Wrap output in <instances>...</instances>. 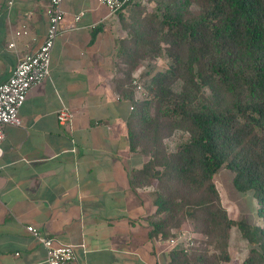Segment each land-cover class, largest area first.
Returning a JSON list of instances; mask_svg holds the SVG:
<instances>
[{
  "label": "trees",
  "instance_id": "trees-1",
  "mask_svg": "<svg viewBox=\"0 0 264 264\" xmlns=\"http://www.w3.org/2000/svg\"><path fill=\"white\" fill-rule=\"evenodd\" d=\"M115 13L128 147L146 158L129 185L153 188L150 237L169 240L183 215L205 239L189 236L167 264H227L233 228L248 245L240 264H264V0H126ZM221 169L236 192L251 193L255 224L221 205Z\"/></svg>",
  "mask_w": 264,
  "mask_h": 264
},
{
  "label": "crops",
  "instance_id": "crops-1",
  "mask_svg": "<svg viewBox=\"0 0 264 264\" xmlns=\"http://www.w3.org/2000/svg\"><path fill=\"white\" fill-rule=\"evenodd\" d=\"M7 1L0 0V84L47 29L49 0H14L9 10ZM61 9L49 75L28 92L20 125L2 127L0 264H46L27 226L72 245L69 264H167L171 245L149 235L152 188L129 185L145 160L129 151L131 103L120 96L114 68L121 16L97 0H63ZM21 26L27 36L8 48ZM62 107L72 115L65 125L56 118Z\"/></svg>",
  "mask_w": 264,
  "mask_h": 264
},
{
  "label": "built area",
  "instance_id": "built-area-1",
  "mask_svg": "<svg viewBox=\"0 0 264 264\" xmlns=\"http://www.w3.org/2000/svg\"><path fill=\"white\" fill-rule=\"evenodd\" d=\"M107 8L109 14L115 13L126 0H97ZM14 0L7 1L9 10ZM63 0H49L45 15L47 17V29L43 42L39 47L18 57L17 64L4 83L0 84V146L3 140L2 127L6 125H20L18 117L19 108L24 103L28 92L42 83L49 75L51 50L57 38L59 28L64 20L61 9ZM83 15L79 12L73 18L78 22ZM28 31L24 26L13 30L10 34L8 48H15V39L27 36ZM140 91V86L137 87ZM71 112L67 107H62L56 113L59 125H65L71 120ZM1 153V147H0ZM26 230L34 237L46 251V264H69L74 260V247L58 242L47 236L40 235L39 231L27 226ZM187 238L178 235L176 239L169 241L171 247L186 245Z\"/></svg>",
  "mask_w": 264,
  "mask_h": 264
},
{
  "label": "rangeland",
  "instance_id": "rangeland-1",
  "mask_svg": "<svg viewBox=\"0 0 264 264\" xmlns=\"http://www.w3.org/2000/svg\"><path fill=\"white\" fill-rule=\"evenodd\" d=\"M143 4L147 6L145 2H143ZM122 22L123 20L121 21L120 19L119 27L122 36H120L119 39L125 36V32L122 29L124 24L122 25ZM162 65H163V61L159 59L156 63V66L161 67ZM181 135H182L181 133L175 132L170 137L166 138L164 140V143L168 147H172V145ZM144 160H146L145 157ZM232 176H233L232 173L229 172L228 170L221 169L214 177V184L220 195V201H221L220 203L226 209L229 217H231L232 219L243 220L249 224H255L258 220V216L256 212V204L251 202V200L249 199L251 197V193H248L250 197L248 196L246 197L236 192L231 184ZM151 197L153 201L152 194ZM181 216H182L181 228H180L181 232L173 231L172 232L173 236L170 237L169 240H167L168 242L171 241L172 239H176L178 235L181 233H182L181 237H185L187 239L189 238V236L197 240L205 239V236L195 232L194 225L192 222H190L183 215ZM228 243H229L228 251L231 259L227 264H240L248 252V245L245 242V240L241 237L239 231L236 228H233L230 231Z\"/></svg>",
  "mask_w": 264,
  "mask_h": 264
}]
</instances>
